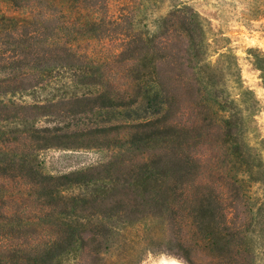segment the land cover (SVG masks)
<instances>
[{
  "label": "rangeland",
  "instance_id": "1",
  "mask_svg": "<svg viewBox=\"0 0 264 264\" xmlns=\"http://www.w3.org/2000/svg\"><path fill=\"white\" fill-rule=\"evenodd\" d=\"M14 3L17 12L9 15L7 0H0V170L16 174L26 158L54 178L46 181L59 206L46 232L58 240L67 232L70 244L51 264H264V0ZM123 37L139 40L141 52L160 43L147 65L166 75L176 71L164 86L176 94L175 106L153 98L154 84L133 87L127 63L108 61ZM113 72L126 75L124 88L143 92L145 102L105 109V80ZM206 83L222 107L213 103L204 116L242 119L243 149L254 168L250 200L223 196L224 183L209 170L217 162H202V155L223 153V136L215 131L185 147L198 160L192 166L173 158L174 136L120 149L94 138L105 127L148 132L134 125L183 124L186 92L202 96ZM49 135L64 138L48 146L37 140ZM85 137L90 142H81ZM145 161L151 165L142 166ZM81 172L91 175L80 179ZM3 193L0 214L10 205ZM47 241L0 247V257L4 264H28V255L53 250ZM11 250L18 257H7Z\"/></svg>",
  "mask_w": 264,
  "mask_h": 264
},
{
  "label": "trees",
  "instance_id": "2",
  "mask_svg": "<svg viewBox=\"0 0 264 264\" xmlns=\"http://www.w3.org/2000/svg\"><path fill=\"white\" fill-rule=\"evenodd\" d=\"M7 2L9 6L7 13L13 15V12L16 11V4L14 3V0H7ZM173 17H176V15H173ZM23 21H26V19ZM164 22H166V20ZM138 42L139 40L134 39L133 37H123L119 42L118 51L111 54L110 60L108 61L127 63L128 77L131 80V85H133V87L139 88L143 84H154L157 87V90L153 92V98L155 100L162 98V101L167 104L171 101V103L173 102L172 106H175L178 101V98L175 96L176 94H166L164 86L167 82L169 83L173 80L171 75L176 71L169 72V74L166 75L163 74L162 70L159 67L157 68L155 64H153V66L147 65L150 60L151 63H153V59L148 60V58L158 49L160 43L156 46L154 44L152 48L148 47V50L145 52H141V48L138 47ZM199 53L197 52L196 57H198ZM175 56L178 61L179 57H177V55ZM0 58H4V56H0ZM142 61L144 62L143 64L140 63ZM174 62L176 63V61ZM7 64L10 65L11 63ZM171 64L174 65V63ZM182 65L183 64L181 63L177 64L176 70L179 71L180 67L183 68ZM125 78L128 80L126 75L121 76L115 72L109 73V75L107 74L105 80L107 90L104 95L105 109H121L127 111L137 108L142 102H145L143 92L139 93V91H135V93L132 94L129 86L124 88L127 85L124 80ZM115 81L118 83L119 87H116L115 84H113ZM208 85L209 84L206 83V85L202 87V90L205 91V94L202 96L194 98V95L191 93L193 90L190 89V91L186 92V95L190 97L189 100H186L187 97H185L179 101L181 105L184 100L189 104V106L185 108L184 106L182 108L180 107L179 110L180 117L182 116V118H186L184 116H188L184 121L185 124L178 121L169 122V119H157L150 125H134L135 128L139 129L151 128L148 132H142L138 129L134 132H129L126 131L125 126L124 128L116 126L114 131H112L113 129L111 127H105L101 128L99 131L101 134L94 138L110 141L114 148L120 149L125 145H132L129 148H133L139 141H158V138L161 139L160 134H164L166 137L174 136L176 142L173 144L177 147L174 151L173 158L176 161L187 162L188 166H192L195 165L198 160H195V154L190 155V152L185 151V147L187 144L194 147V144L197 145L200 143L197 140V136L203 137L205 131L207 134L215 131L218 136H223L221 143L223 153H219V155L210 158L207 155H202L201 157L204 159L202 162H217L218 166L215 165V168H210L209 170L213 172V175L219 181L224 183L221 185V193L223 196L230 195V198L235 200H239V197L250 200L252 197L250 192L252 188L251 179L254 177V168L249 160V155L243 149V143L240 136L243 128L242 119L237 117V113H232L229 117H223L220 119L216 117H210L209 119L204 116V109H208L210 112V110H212L210 106H213V103L216 104L217 102L215 101L216 97L211 96L207 91ZM200 92L201 90L198 91V93ZM217 104L220 106L218 102ZM215 115L216 113L214 112V116ZM58 138H64V136L49 135L41 138L38 137L37 140L41 145L45 144V146H48L50 141L58 140ZM86 141L90 142L86 137L81 140V142ZM202 145L204 146L205 143ZM160 148L162 149H160L162 151V158H165L166 147ZM216 148L218 147H214L212 150L215 151ZM23 161L25 169H19L16 174L8 172L7 170H0V193H3L5 190L7 196L3 193L2 197L10 203L6 210L0 214V247H36L42 244L44 240H48V246L53 248V250L46 254H39L37 252L28 255V264H51L64 251V245L70 244V236L65 232V237L62 240H58L54 237V232H46V230H50L46 225L50 224L51 217L55 215L56 209L59 206L56 200V198H59L56 194L57 192L55 193V190L51 189L53 185L46 181V179L54 180V178L43 175L42 172L37 170L35 165H32L31 162L28 161V159L25 158ZM159 162H161V158L158 163ZM153 163L157 164V162ZM141 165L150 166L151 164L150 161H145L142 162ZM206 166L209 167V165ZM246 173H248L247 178L244 177ZM78 174L79 177L81 176L80 179H84L91 175L90 173L86 174L82 172ZM39 176L43 177L40 178ZM263 205L264 202H261L260 207L262 208ZM40 224L44 225L42 228L45 230V233L37 231L36 226H40ZM7 257L14 259L18 256L14 250H11ZM0 264H4L3 258L1 257Z\"/></svg>",
  "mask_w": 264,
  "mask_h": 264
}]
</instances>
